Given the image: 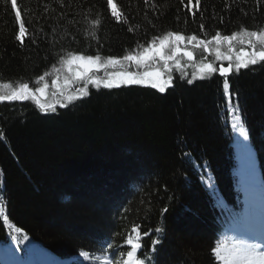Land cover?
<instances>
[{
	"label": "trees",
	"instance_id": "obj_1",
	"mask_svg": "<svg viewBox=\"0 0 264 264\" xmlns=\"http://www.w3.org/2000/svg\"><path fill=\"white\" fill-rule=\"evenodd\" d=\"M17 6L23 41L11 0H0V96L28 85L27 98L0 100V243L11 245L17 260L60 264L77 250L127 259L139 243L136 257L147 256L145 264H216L217 236L241 226L246 210L264 227V61L233 68L229 78L218 70L196 77L204 62L213 63V48L264 51L246 34L264 32V0H17ZM169 33L185 39L173 68H159L162 79L172 78L163 93L107 89L88 78L69 90L83 86L88 94L65 106H56V93L39 103L33 97L73 56L98 55L134 69L125 57L141 56ZM233 35L230 45L224 37ZM230 107L249 150L234 134ZM251 155L257 173L246 168Z\"/></svg>",
	"mask_w": 264,
	"mask_h": 264
},
{
	"label": "snow or ice",
	"instance_id": "obj_2",
	"mask_svg": "<svg viewBox=\"0 0 264 264\" xmlns=\"http://www.w3.org/2000/svg\"><path fill=\"white\" fill-rule=\"evenodd\" d=\"M109 2L111 3V0H109ZM113 7L115 6L113 5ZM11 8L15 10L16 19L20 20L21 10L17 6V0H11ZM113 15H116V13L113 12ZM25 33H26L25 24L23 20H20L19 35L17 38L23 41ZM246 34L249 37H254L255 40L261 46H264V32L252 31ZM172 37H174L175 42H176L175 53H180L181 49L178 45L180 42H182L185 39V37L183 35H179L176 33H169L167 36H165L160 41L159 47L154 46L152 49V52L158 55L161 60L165 61L164 63L165 69H168L167 61L174 59L173 55L165 56V53H164V49ZM236 38L237 37L235 35L224 37V39L228 41L230 45L232 41L235 40ZM190 39L196 40V37L192 36L190 37ZM220 39L221 38L219 36L215 37V40L217 42H219ZM200 43L204 44L203 41H201ZM248 43L251 44L253 48H255V44H253L251 39H249ZM204 46L207 47L206 44H204ZM183 54L187 56L189 60L193 58V53L191 51H184ZM247 55H248L247 53L242 52L241 56L237 57V62L235 63V66H234L235 71L237 73L240 71L241 68H248L250 64L251 65L257 64L258 60L264 61V51H258V52L254 51L249 59L247 60L243 59V57ZM217 57L218 58L220 57L219 49H217ZM125 59L129 61H135L137 65L144 64L147 67H151L150 65H148V61L152 60L153 56L151 54H147V50H146V54L143 56L129 55V56H126ZM224 59L231 61L232 57L225 56ZM72 61H79L86 71H90L93 67L99 68L101 66H104V67L107 66V65H101L100 63L101 58L98 55L97 56H83V55L73 56L72 60L68 61V63L71 64ZM118 63H119L118 60L111 59V58L107 61V64H110V65H116ZM177 67H180L179 62H177ZM168 70L170 71V69ZM201 71H207L208 73H214L217 71V69L214 68L211 63H209V64L204 65L201 68ZM219 72L222 76H228L229 74L233 72V65L230 64L228 67L221 66L219 68ZM84 74L85 73H81V72L76 73L77 78H82ZM162 76H163V73L161 72L159 68H156L153 71H145L142 74H137L133 72L119 73V74L113 73V74H110V77L112 78L106 79L103 82V87L107 89L118 87L120 82L127 84V85L150 84L152 88H157L159 92L163 93L166 91L165 86L171 85L172 78L171 76H169L167 80L162 81ZM41 79H43V77H41ZM89 80L92 84L96 85L97 87L100 86V83H101L100 80L93 79L91 77L89 78ZM189 83H191V81H189ZM223 87L227 91L229 89V83L225 81ZM27 91H28V85L24 84L21 86V89L19 91H14L11 94V96L9 97L0 96V100H3L5 98L12 99V100L25 99L27 98L26 97ZM81 91L84 93V95L88 94L84 89H81ZM39 92L41 93V95H43L44 89H39ZM69 99H71V97ZM37 103H39V99H37ZM40 108L45 111H48L49 109L51 111H55L54 105L40 104ZM236 120L239 123L240 117L237 116ZM233 127H236V125L234 124ZM245 138H247V136H245ZM165 211H167V209H165ZM16 231L19 232L20 229L17 228ZM157 231H160V230L157 229ZM25 239H27V237H25ZM129 243H131V241H129ZM155 243L157 244L160 243V240H156ZM140 247L141 246L139 243L133 245V249L127 252V259L123 260L121 264H145V259H148L147 256L145 257V259H138L136 257V251ZM214 254L217 258L223 261V264H264V245L262 244H252L246 241H237V242H234L230 247L225 246V245L217 246L214 249ZM82 255L87 257L88 253L84 252L82 253ZM149 264H151L150 259H149Z\"/></svg>",
	"mask_w": 264,
	"mask_h": 264
},
{
	"label": "rangeland",
	"instance_id": "obj_3",
	"mask_svg": "<svg viewBox=\"0 0 264 264\" xmlns=\"http://www.w3.org/2000/svg\"><path fill=\"white\" fill-rule=\"evenodd\" d=\"M175 44H176V42H175ZM157 47H159V46H157ZM152 49H153V47L149 51H147V54H151L153 56V59L148 61V65H150L151 67H147L144 64L137 65V63L135 61H133L132 66H134L135 68L131 69L129 67H123L120 64L110 65L107 63H103L101 61L100 62L101 65H107V66L106 67L101 66L99 68L93 67L90 71H86L85 68L81 65V63L79 61H72L71 64H69L67 62L64 66V69L62 68L54 74L55 77L53 79H51L50 83H48V84L44 83L41 87H39L36 90V93L34 94L35 96H33V95L32 96L36 99L45 100L50 95L52 96V95H55V93H56V94H58L57 101L59 102V104H57L56 106H65L68 103H70L72 100L80 99V98L85 96L84 93L81 91V89L85 88L83 86L77 87V91L74 93L69 92V90L73 86H75L77 84V82H79L78 85H80V83L86 81V79H88L90 77L93 79L100 80L101 81L100 86L103 87V82L106 79L112 78V77H110V74H113V73L119 74V73L133 72V73H137V74H142L145 71H153L156 68L162 67L163 69H165L164 68L165 61L161 60L158 55H156L154 52H152ZM227 50H229V49H227ZM227 50L225 52V50L223 51V50L219 49L220 57L218 58L217 57V49H214V48L212 49V53H213V56L215 58L212 61L213 63H211L213 65V67H214V65H216V67L218 68L219 66L231 64V65H233V68H235L234 66H235V63L237 62V57L241 56L242 52L248 54L247 56L243 57V59H245V60L249 59L253 53V52L250 53L247 50H240L237 52V54H234V53H228ZM258 51H261V50H258ZM258 51H256V52H258ZM164 53H165V56L173 55L175 60H178V58H179V57H176V55L178 53H175V46L173 45L171 40L167 43V45L164 49ZM145 54H146V52L144 54H142L141 56H143ZM225 56H231L232 60L230 61V60L224 59ZM155 59H157V61ZM70 60H72V58ZM184 60L186 62H188V59H184ZM167 63H168V69H171V68H173V66H171V65L175 64L176 62L172 59V60H168ZM209 63L210 62H204L203 64L206 65ZM185 64H187V63H185ZM174 68H177V67H174ZM168 69H166V70H168ZM77 72H81V73H85V74L82 76V78H77V75H76ZM205 72L206 71H201V70L197 71L196 77L197 78L202 77V75ZM163 80L164 79H162V81ZM66 81H67V83H66ZM123 86H132V85H127V84L120 82L118 87H123ZM133 86H142V87L152 88L150 84L133 85ZM113 88H116V87H113ZM39 89H44L43 95H41V93L39 92ZM152 89L159 91L157 88H152ZM28 93H30V92H28ZM70 97H71V99H69ZM230 110H231V125H232V127L234 124L236 125V127H233L234 134L242 142L240 144V146H242L245 150H249L248 147L245 145L247 138H248L247 131L245 129H243V127H241L240 121H239V123L237 122L236 117L239 116L238 113L232 107H230ZM245 136H247V138H245ZM246 168H248V172H250V173H257L259 171V166L257 164L256 157H254L252 155H251V157H249V159L247 161ZM233 239H237V238H233ZM233 239L227 241L228 247H230L233 244ZM240 240L248 242L247 241L248 238L241 237ZM221 245H223V244L222 243L219 244V246H221ZM0 253H1L2 258H5L6 260L8 259V261H11L10 250L8 247L2 246ZM82 257L84 258L85 256H82ZM216 259H217V262L219 264H223V261H221L219 258L216 257Z\"/></svg>",
	"mask_w": 264,
	"mask_h": 264
},
{
	"label": "water",
	"instance_id": "obj_4",
	"mask_svg": "<svg viewBox=\"0 0 264 264\" xmlns=\"http://www.w3.org/2000/svg\"><path fill=\"white\" fill-rule=\"evenodd\" d=\"M221 67V66H220ZM219 67V68H220ZM224 67V66H223ZM228 67V66H227ZM232 75V73L231 74H229L228 76H222L221 74H220V72L218 71V76L220 77V78H229L230 76Z\"/></svg>",
	"mask_w": 264,
	"mask_h": 264
},
{
	"label": "bare ground",
	"instance_id": "obj_5",
	"mask_svg": "<svg viewBox=\"0 0 264 264\" xmlns=\"http://www.w3.org/2000/svg\"><path fill=\"white\" fill-rule=\"evenodd\" d=\"M248 222L250 223V221H246V223H248ZM237 241H241V240H234V242H237ZM234 242H233V243H234ZM224 243H225V242H224ZM225 245H227V244H225ZM0 262H2V263L4 264V262H3L2 260H0Z\"/></svg>",
	"mask_w": 264,
	"mask_h": 264
}]
</instances>
